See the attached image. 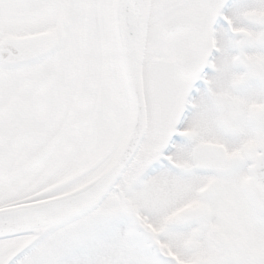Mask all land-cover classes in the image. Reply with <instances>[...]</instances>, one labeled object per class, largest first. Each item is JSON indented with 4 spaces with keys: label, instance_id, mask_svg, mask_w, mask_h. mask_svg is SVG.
I'll return each mask as SVG.
<instances>
[{
    "label": "snow or ice",
    "instance_id": "6c2138e0",
    "mask_svg": "<svg viewBox=\"0 0 264 264\" xmlns=\"http://www.w3.org/2000/svg\"><path fill=\"white\" fill-rule=\"evenodd\" d=\"M0 264H264V0H0Z\"/></svg>",
    "mask_w": 264,
    "mask_h": 264
}]
</instances>
